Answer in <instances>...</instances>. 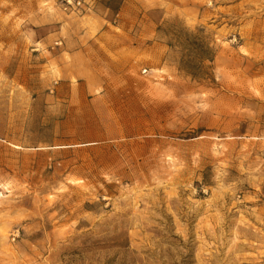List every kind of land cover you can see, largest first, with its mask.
<instances>
[{
    "label": "rangeland",
    "instance_id": "1",
    "mask_svg": "<svg viewBox=\"0 0 264 264\" xmlns=\"http://www.w3.org/2000/svg\"><path fill=\"white\" fill-rule=\"evenodd\" d=\"M0 0V264H264V0Z\"/></svg>",
    "mask_w": 264,
    "mask_h": 264
},
{
    "label": "built area",
    "instance_id": "2",
    "mask_svg": "<svg viewBox=\"0 0 264 264\" xmlns=\"http://www.w3.org/2000/svg\"><path fill=\"white\" fill-rule=\"evenodd\" d=\"M93 0H59L63 11L80 14L91 9Z\"/></svg>",
    "mask_w": 264,
    "mask_h": 264
}]
</instances>
